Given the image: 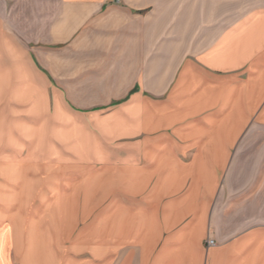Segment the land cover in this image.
I'll use <instances>...</instances> for the list:
<instances>
[{
    "label": "crops",
    "instance_id": "0c3cea01",
    "mask_svg": "<svg viewBox=\"0 0 264 264\" xmlns=\"http://www.w3.org/2000/svg\"><path fill=\"white\" fill-rule=\"evenodd\" d=\"M51 51L55 73L62 62L70 73L52 93L93 128L83 159L108 182L146 175L133 200L158 213L154 240L107 245L84 264H264V225L221 231L231 208H264L238 191L235 166L255 123L264 131V0H0V84L46 94L26 70ZM152 189L163 194L146 200Z\"/></svg>",
    "mask_w": 264,
    "mask_h": 264
},
{
    "label": "rangeland",
    "instance_id": "374dc122",
    "mask_svg": "<svg viewBox=\"0 0 264 264\" xmlns=\"http://www.w3.org/2000/svg\"><path fill=\"white\" fill-rule=\"evenodd\" d=\"M49 53L50 56H46V62L40 64L34 58L32 68L26 70L34 82H37L38 76L45 77L46 94H25V91L12 93L15 86L10 87L11 90L9 86L0 84V197H2L0 202L4 201V192L10 190L6 189L3 183L7 174L20 172L25 175V178L21 177V180H25L17 182L15 187L17 191H20L19 184H25L27 180L35 188L39 184L41 186L35 189L37 192L32 197L33 205L30 201L31 207L29 204L24 206L25 191H23L22 199L13 202L16 206L11 204L10 218L0 219V264H40V262L41 264H84L90 260V254L94 258L102 257L106 253L107 245L121 244L143 239V237L147 242H151L160 231L158 221L153 220L158 218L156 208L144 207L140 202L133 200L135 196L145 191L143 188L148 181L146 175L134 176L126 170L127 173L123 174L122 179L108 182L103 177L101 179L100 167L87 163L83 159L94 137L93 128L88 124L84 112H80L83 115H78L69 110L75 109L69 101V96L62 95V101L65 104L63 106L64 104L57 100L58 97L54 92L52 93L54 76L57 75L62 80H70V73L66 62H62V71L58 70V73H55V67H59L60 64L54 61L53 51ZM58 54L64 56L69 53L61 50ZM11 84V82L8 83V85ZM35 86L37 88L38 85ZM247 135L248 142H245L246 139L242 142V145H247V148L238 153L240 158L236 161L237 165L235 164L237 168L243 169L236 183L239 192L242 191L244 194L246 191L252 192L253 196H256L257 199L251 202L262 204L264 203V153L262 152L264 131L255 123L254 130L249 131ZM252 135L253 141L250 138ZM149 160L155 159L149 158ZM6 169L8 170L5 171ZM46 176L56 178L55 193L48 199L56 200L54 207L57 206V209L53 208L55 217L46 216V208L39 207L38 203L36 205L39 207L38 211L34 210L36 200L34 198H37L38 193L41 192ZM131 187L134 189H129ZM159 194L163 192L152 189L146 192L145 199H154V196ZM122 195L127 196L130 202L124 201L121 198ZM107 198L109 201L102 210L100 205L95 206ZM57 203L58 205H55ZM26 207H30L31 212ZM263 209L262 206L231 208L233 214H236V221L232 218L234 221L231 223L221 224L223 235L240 234L254 226L264 225L263 222L242 221L247 218L262 219ZM170 210L171 207L164 208L163 213L166 218L170 216ZM28 215L30 218L27 219ZM47 217L51 220L49 221ZM13 219L15 220L13 225L18 224V228L15 225V227L12 226ZM33 219L36 220L35 225L39 222L35 229H40L41 232L38 230L39 234L37 232L36 234L38 237L41 235L39 238L40 241L43 239L41 244L43 242L44 246L43 244L42 246L45 249V256L43 250L41 254L43 261H38L39 263L34 261L40 254L35 252L34 255L35 250H29L30 239L24 238L29 235L30 223L28 222ZM43 219L48 221L44 222ZM142 220L150 223L151 227L148 231L138 230V224L142 223ZM48 222H51L50 227ZM48 237L53 241L51 242ZM88 241L94 243L86 247L89 252L85 247H76L78 243L82 246ZM16 244L22 250L20 247L18 249ZM25 249L29 252L27 253ZM31 256L29 263L27 259Z\"/></svg>",
    "mask_w": 264,
    "mask_h": 264
},
{
    "label": "bare ground",
    "instance_id": "6f19581e",
    "mask_svg": "<svg viewBox=\"0 0 264 264\" xmlns=\"http://www.w3.org/2000/svg\"><path fill=\"white\" fill-rule=\"evenodd\" d=\"M25 173V172H24ZM21 175H23V176H21ZM25 175L22 173H20L19 172V174H17V175H10V174H7V177L4 179V181H3V183H4V186H5V188L7 189H10L9 191L7 190V192H4V201H2V202H0V206H1V208H0V219H5L6 217H8V218H10V216H11V214H12V210H10L11 209V204H14L13 202L14 201H17L18 199H22L21 197L23 196L22 195V193H23V191H25L24 193H25V205L24 206H27L28 204L30 205V201H32L33 199H32V197H34L35 196V192H37V190L35 191V189L37 188V187H41L40 186V184H39V186H37L36 188L34 187V185L33 184H31L28 180L26 181V183L24 184V183H22V184H19V183H21V181L22 180H25V179H22L21 180V177L23 178ZM47 177V176H46ZM25 178V177H24ZM19 180H21L18 184L19 185H21V187H20V191H17L16 190V186H17V182L19 181ZM45 181H43L44 182V185L43 186H46V188L48 187L49 189L51 188V186H52V184L56 181L54 178H51V177H47V178H45L44 179ZM24 185H25V188H24ZM36 186V185H35ZM13 188L15 189V190H13ZM43 188H45V187H42V189H41V192L40 193H38V195H37V198H34V200H35V204H34V210H36V211H38V209H39V207H41V206H44L45 208H46V210H45V215L46 216H50V217H55V212H54V209H57L56 207L57 206H55L54 207V201H55V203H56V200H48L49 199V197H50V195L52 194L53 195V193H55V190H46V189H43ZM40 191V190H39ZM38 191V192H39ZM23 193V194H24ZM57 193V192H56ZM58 196V195H57ZM0 199H2V197H0ZM1 201V200H0ZM3 203V204H2ZM17 203V202H16ZM23 203H24V201H23ZM37 203L39 204V207H37L36 205H37ZM15 205V204H14ZM32 205H33V201H32ZM55 205H58V203L57 204H55ZM16 206V205H15ZM20 207V206H19ZM30 207H31V205H30ZM30 207H26V208H29V212H31L30 211ZM54 208V209H53ZM27 210V209H26ZM33 209H32V211H34ZM27 212V211H26ZM26 212H24V213H26ZM28 212V213H29ZM17 213H19L18 211H17ZM29 216V215H28ZM42 217V216H41ZM16 218V216L14 217V219ZM22 218V217H21ZM28 218H30V216L29 217H27V219ZM48 219H49V217H47ZM13 219V222H12V226H16L17 227V225L18 224H14L13 225V223H15L14 220ZM48 219L46 220V221H48ZM54 219V218H53ZM56 219V218H55ZM34 220L35 219H33L32 221H30V222H28V223H30V225H28V223H27V225L28 226H30L29 228H30V231H31V233H30V231L28 232L29 233V235H30V237H29V244H30V249L29 250H31V251H34V255H35V252H36V254L38 253V254H40L39 255V257L37 258V259H35V261L34 262H37V263H39L41 260L43 261V259H42V253H43V255L45 256V249H43V246H44V244H43V242H42V244H43V246H42V244H41V241H43V239H41V241H40V236L41 235H39V237L37 236V234H39L38 233V230H40V229H38V230H36L35 229V226H37V225H39V222H38V224L37 225H35V223H36V220H35V222H34ZM51 219H49V221H50ZM24 220H22V222H23ZM27 221V220H26ZM43 221H44V219H43ZM46 221H44V222H46ZM53 221V220H52ZM51 221V222H52ZM51 222H48V226L50 227L51 226ZM55 222V221H54ZM42 224V223H41ZM23 225V224H22ZM52 225H54V224H52ZM14 226V227H15ZM148 226V225H147ZM13 227V228H14ZM18 228V227H17ZM21 228V227H20ZM19 228V229H20ZM37 228V227H36ZM22 229V228H21ZM14 231H15V229H14ZM24 231V230H23ZM19 232V231H18ZM17 232V233H18ZM36 232H37V234H36ZM40 232H41V230H40ZM19 234H21V233H19ZM18 234V235H19ZM17 234L15 233V236H16ZM50 236H52V235H50ZM23 237H24V235H23ZM24 238H26V237H24ZM23 238V240H25ZM49 238V237H48ZM47 238V239H48ZM16 239V238H15ZM49 240H51L50 238H49ZM16 241H17V239H16ZM21 242H22V240H20ZM53 240H51V242H52ZM25 242V241H24ZM23 242V243H24ZM26 243V242H25ZM24 243V244H25ZM26 245V244H25ZM16 246H18V244H16ZM19 247L20 246H18V249H19ZM22 247H23V245H22ZM24 248V247H23ZM45 248V247H44ZM17 249V250H18ZM20 249L22 250V248L20 247ZM37 250V251H36ZM42 250H43V252H42ZM20 251V250H19ZM23 252H25V251H23ZM26 252H27V250H26ZM18 253V252H17ZM56 254V253H55ZM38 255H36V257H37ZM43 256V257H44ZM96 257V256H95ZM98 257V256H97ZM31 258H32V256L29 258V259H27V261L30 263V260H31ZM39 261V262H38ZM40 264H41V262H40Z\"/></svg>",
    "mask_w": 264,
    "mask_h": 264
},
{
    "label": "built area",
    "instance_id": "2783aa9c",
    "mask_svg": "<svg viewBox=\"0 0 264 264\" xmlns=\"http://www.w3.org/2000/svg\"><path fill=\"white\" fill-rule=\"evenodd\" d=\"M111 1H113V2H115V3H117V4H119V3L121 2V0H111ZM208 244L212 246V245L215 244V242H214L213 240H210V241L208 242Z\"/></svg>",
    "mask_w": 264,
    "mask_h": 264
}]
</instances>
